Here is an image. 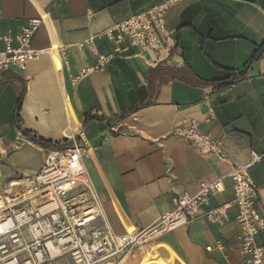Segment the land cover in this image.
I'll return each instance as SVG.
<instances>
[{
	"label": "crops",
	"instance_id": "0c3cea01",
	"mask_svg": "<svg viewBox=\"0 0 264 264\" xmlns=\"http://www.w3.org/2000/svg\"><path fill=\"white\" fill-rule=\"evenodd\" d=\"M160 1L0 0V35L12 46L28 19L47 18L31 38L41 53L23 69L10 64L0 73V192L35 176L50 149L71 145L72 137L84 140L83 164L120 234L171 211L176 194H193L201 182L221 177L224 190L202 210L228 206L222 224L197 217L116 261L158 264L155 252L168 257L162 247L153 250L159 241L173 250L174 264H241L228 172L230 164L248 162L250 151L262 154L249 174L264 214V0H178L165 14L175 45L159 60L139 46L124 49L109 40L108 30ZM52 45L58 46L59 67L47 52ZM115 46L123 50L113 52ZM4 47L0 40V51ZM109 54L104 65L71 83ZM183 118L226 138L228 159L173 135ZM25 131L56 145L34 141ZM257 241L264 244V231Z\"/></svg>",
	"mask_w": 264,
	"mask_h": 264
},
{
	"label": "built area",
	"instance_id": "2783aa9c",
	"mask_svg": "<svg viewBox=\"0 0 264 264\" xmlns=\"http://www.w3.org/2000/svg\"><path fill=\"white\" fill-rule=\"evenodd\" d=\"M177 1L154 3L145 11L116 24L106 35L115 44L124 43V49L139 46L155 60L166 57L174 47L175 39L165 27V14ZM46 19L45 15L28 19L16 35V46L10 44L9 36L0 35L5 44L4 50L0 51V73L10 64L23 69L41 53L42 50L31 46V38ZM120 50L123 49L115 46L113 52ZM47 52L56 56L58 46L52 45ZM111 55L99 56L93 67L82 68L78 76L71 78V83L75 85L79 77L104 65ZM207 120L208 117L204 119ZM200 124L194 118H183L174 126L172 134L184 138L199 152L228 159L226 138H215L202 132ZM71 141V145L50 149L35 176L20 180L22 183L18 187L0 192V222H11L9 227L0 230V247L6 246L8 251L16 247L40 251L41 259L31 251L27 257L36 264L35 261H43L45 255H52L48 246L50 243L57 251L54 255L68 253L74 264H101L106 259L116 261L130 256L136 249L147 246L159 236L185 226L197 217L204 216L215 224L226 220V205L202 210L212 195L224 190L221 177H217L201 182L193 194H176L174 208L160 214L145 228L133 227L130 231L125 228L120 234L114 232L83 164V156L88 152L85 141L79 143L75 137ZM261 157L262 154L252 150L248 162L230 164L228 172L234 193L235 221L239 228L236 242L242 255L241 264H264V244L257 241V236L264 231V214L259 210L258 188L249 174L251 165ZM9 238L11 243L6 242L10 241ZM215 246L222 248L220 242H216ZM206 249L210 250L211 246Z\"/></svg>",
	"mask_w": 264,
	"mask_h": 264
},
{
	"label": "bare ground",
	"instance_id": "6f19581e",
	"mask_svg": "<svg viewBox=\"0 0 264 264\" xmlns=\"http://www.w3.org/2000/svg\"><path fill=\"white\" fill-rule=\"evenodd\" d=\"M55 57H56V59L54 61V65L56 64V66L59 67L58 57L57 56H55ZM52 60H54V55L52 57ZM66 106H67V109L69 111L68 113H70V115H71V118H72L71 121H73L75 126H77L78 120H77V117H76L75 112L73 110V107L70 103V100H66ZM21 183H22L21 181L14 182L13 183L14 185L12 187H14V186L18 187V186H20ZM10 225H11V222L9 220H7L6 222L5 221L0 222V230H4L5 228L9 227ZM126 228L128 231H130V230H132L133 226L127 225ZM35 234H37V231L35 232ZM48 246L50 247L52 254L57 252L55 248L51 247L50 243H48ZM159 247H162L168 253V257H164L160 253L155 252L153 255V259L156 261V263H158V264H174V252L171 249V247L164 242L158 241L156 244L153 245V250L155 251ZM20 250H23L25 252L24 255L26 257L23 259L20 258L21 255L16 254L17 251H8L6 246H3V247L1 246L0 247V264H33L32 260L30 258H27L30 255V251L25 250V249H20ZM35 255L39 259H41V252L40 251L35 252ZM120 263H121L120 261H114L112 259H106L101 264H120Z\"/></svg>",
	"mask_w": 264,
	"mask_h": 264
},
{
	"label": "rangeland",
	"instance_id": "374dc122",
	"mask_svg": "<svg viewBox=\"0 0 264 264\" xmlns=\"http://www.w3.org/2000/svg\"><path fill=\"white\" fill-rule=\"evenodd\" d=\"M24 229V228H23ZM23 235H25V232H22ZM24 237V236H23ZM10 241L6 240V242H9L11 243V239L9 238ZM23 245V244H22ZM17 249V250H16ZM22 249V247H16V248H13V249H9L10 251L12 250H16L17 253L16 254H19L21 255V259L25 258L26 256L24 255V251L23 250H20ZM145 248L142 249V251L144 250ZM160 249V248H159ZM19 250V251H18ZM26 250V249H25ZM31 254H34L35 250H31ZM142 253V252H141ZM160 253V252H159ZM161 254V253H160ZM18 255V256H19ZM161 255H164V254H161ZM36 264H74L70 255L68 253H65L61 256H56L54 254H52L51 256L49 254L45 255L43 261L41 262H38V261H35Z\"/></svg>",
	"mask_w": 264,
	"mask_h": 264
},
{
	"label": "trees",
	"instance_id": "16d2710c",
	"mask_svg": "<svg viewBox=\"0 0 264 264\" xmlns=\"http://www.w3.org/2000/svg\"><path fill=\"white\" fill-rule=\"evenodd\" d=\"M234 80V78L232 79V81ZM232 81H226L225 83H223V84H228V83H230V82H232ZM25 133V135H27L30 139H32V140H34V141H37V142H39V143H43V144H47V145H50V146H52V147H54L56 144L54 143V144H52L51 143V141H49V140H45V139H42V138H38V137H36L35 135H31V134H29L28 132H24Z\"/></svg>",
	"mask_w": 264,
	"mask_h": 264
}]
</instances>
